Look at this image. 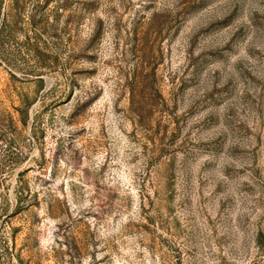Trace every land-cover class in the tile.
<instances>
[{"label": "rangeland", "instance_id": "374dc122", "mask_svg": "<svg viewBox=\"0 0 264 264\" xmlns=\"http://www.w3.org/2000/svg\"><path fill=\"white\" fill-rule=\"evenodd\" d=\"M0 264H264V0H0Z\"/></svg>", "mask_w": 264, "mask_h": 264}]
</instances>
